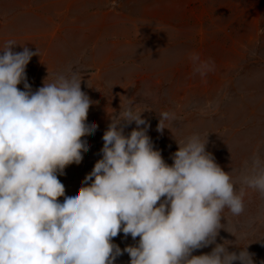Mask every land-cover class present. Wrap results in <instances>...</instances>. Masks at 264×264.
Wrapping results in <instances>:
<instances>
[{"label": "clouds", "instance_id": "1", "mask_svg": "<svg viewBox=\"0 0 264 264\" xmlns=\"http://www.w3.org/2000/svg\"><path fill=\"white\" fill-rule=\"evenodd\" d=\"M15 45L0 49V264H115L124 253L129 264H255L248 245L230 252L215 241L225 209L238 216L247 189L264 194V159L253 160L238 192L198 134L177 141L169 165L148 135L147 109L129 99L110 117L101 158L66 193L58 174L82 160L86 134L98 128L88 120L92 101L75 73L33 91L26 67L38 51ZM190 59L201 75L211 70L199 54ZM174 119L162 112L157 131ZM121 232L140 239L121 249L112 239Z\"/></svg>", "mask_w": 264, "mask_h": 264}, {"label": "rangeland", "instance_id": "2", "mask_svg": "<svg viewBox=\"0 0 264 264\" xmlns=\"http://www.w3.org/2000/svg\"><path fill=\"white\" fill-rule=\"evenodd\" d=\"M8 40L14 52L38 51L26 67L33 91L75 73L92 101L88 120L98 128L86 134L82 160L58 174L66 193L101 158L110 117L129 99L147 109L148 135L169 165L177 141L198 134L238 192L253 160L264 159V0H0V49ZM192 53L211 70L197 72ZM165 111L175 119L158 132ZM220 223L216 243L230 252L248 245L255 264H264V194L247 189L243 213L225 209ZM112 239L123 249L140 238ZM129 262L124 253L115 264Z\"/></svg>", "mask_w": 264, "mask_h": 264}]
</instances>
